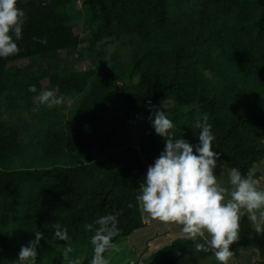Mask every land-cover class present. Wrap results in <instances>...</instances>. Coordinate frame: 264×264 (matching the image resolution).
I'll use <instances>...</instances> for the list:
<instances>
[{
  "label": "trees",
  "instance_id": "16d2710c",
  "mask_svg": "<svg viewBox=\"0 0 264 264\" xmlns=\"http://www.w3.org/2000/svg\"><path fill=\"white\" fill-rule=\"evenodd\" d=\"M18 7L27 17L19 52L0 59V264H14L37 231L45 237L37 264H67L66 244L74 249L70 258L90 264L94 233L86 223L117 215L114 243L146 226L139 187L165 149L152 108L165 111L175 138L193 146L200 131L194 124L207 114L218 160L242 174L253 169L259 179L264 0H18ZM85 41L93 51L87 66ZM105 41L125 49L108 57ZM44 90L64 103L40 104ZM24 110L38 116L29 128L40 131L28 140L23 125L7 117ZM137 117L149 129L139 142L132 134ZM57 222L68 242L53 240ZM239 236L235 255L255 248L264 264V234L247 215ZM180 259L173 243L142 264Z\"/></svg>",
  "mask_w": 264,
  "mask_h": 264
},
{
  "label": "clouds",
  "instance_id": "9594fccd",
  "mask_svg": "<svg viewBox=\"0 0 264 264\" xmlns=\"http://www.w3.org/2000/svg\"><path fill=\"white\" fill-rule=\"evenodd\" d=\"M26 13L18 7V0H0V59H7L19 52L17 44L22 39ZM46 44V39L40 40ZM29 92L36 93L35 85ZM49 109L64 103L51 90H44L36 97ZM164 108V104H163ZM150 118L157 135L165 141V149L148 167L140 184L137 201L143 213L164 225H179L183 240L192 241L197 251L211 252L218 264H229L235 255L231 246L240 239L241 214L247 215L256 234H264V188L258 187L253 169L242 174L237 168L229 173L230 188L222 186L214 170L219 154L213 151L215 136L209 117L197 119L199 144L193 146L184 138H175V125L163 110L152 108ZM130 208L132 204L128 205ZM53 240L69 241L67 228L57 222ZM84 229L91 236L93 256L90 264H111V255L119 252L114 238L119 235L118 216L102 215ZM35 239L22 246L14 264H37V248L44 239L42 232H35ZM254 238L249 236V239ZM74 251L70 244L63 246L62 258L67 264H81V258H70Z\"/></svg>",
  "mask_w": 264,
  "mask_h": 264
},
{
  "label": "rangeland",
  "instance_id": "374dc122",
  "mask_svg": "<svg viewBox=\"0 0 264 264\" xmlns=\"http://www.w3.org/2000/svg\"><path fill=\"white\" fill-rule=\"evenodd\" d=\"M90 32L84 33L88 35ZM82 48L87 51L84 64L87 66L91 64L93 59V51L89 46V42H84ZM105 49L107 56L110 57L115 52L123 51L125 48L121 46L119 42L105 41ZM119 52V54H120ZM69 101L66 105L69 107ZM63 111L68 112L67 108H62ZM31 111L24 110L20 113L10 112L7 117H10L12 122L17 124L21 123L22 135L25 140L31 139L32 136L39 135L40 131L37 129L29 128V125L38 116H32ZM39 115V114H38ZM132 134L134 139L139 142L143 133L149 131L146 127L144 120L141 117H137L132 121ZM39 137V136H38ZM254 169L260 172V177L257 179L259 185L264 188V159L261 162L254 164ZM231 169H227L220 160L217 161V167L214 170V174L217 177L218 182L226 187L229 185V173ZM147 218L148 215L143 213ZM246 215L242 212V217ZM146 226L135 230L131 235L124 236L117 240L115 243L119 245V252L106 253L105 255H111V264H142L150 262L154 259L156 252H158L166 244H176L181 254V259L176 264H218L215 256L211 252L197 251L192 241H185L180 234L179 225H164L158 221L147 218ZM232 251V249H231ZM259 259L258 251L255 248H249L242 251L238 255H234L229 264H257Z\"/></svg>",
  "mask_w": 264,
  "mask_h": 264
},
{
  "label": "crops",
  "instance_id": "0c3cea01",
  "mask_svg": "<svg viewBox=\"0 0 264 264\" xmlns=\"http://www.w3.org/2000/svg\"><path fill=\"white\" fill-rule=\"evenodd\" d=\"M145 220L148 221V219L145 217Z\"/></svg>",
  "mask_w": 264,
  "mask_h": 264
},
{
  "label": "bare ground",
  "instance_id": "6f19581e",
  "mask_svg": "<svg viewBox=\"0 0 264 264\" xmlns=\"http://www.w3.org/2000/svg\"><path fill=\"white\" fill-rule=\"evenodd\" d=\"M148 218V217H147Z\"/></svg>",
  "mask_w": 264,
  "mask_h": 264
}]
</instances>
